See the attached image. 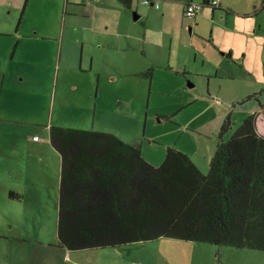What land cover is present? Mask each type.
<instances>
[{"label":"rangeland","instance_id":"374dc122","mask_svg":"<svg viewBox=\"0 0 264 264\" xmlns=\"http://www.w3.org/2000/svg\"><path fill=\"white\" fill-rule=\"evenodd\" d=\"M229 1L233 14L227 18V30L222 31L223 26L212 24L205 18H200L197 29H194L191 20H185L192 29H187L182 39L178 36L172 43L168 71L164 70L166 66L155 70L150 97L147 81L139 78L131 83V113L116 116L119 118L116 121L120 123L118 137L140 142L142 158L151 161L154 166L163 162L167 147L186 153L200 165L209 163L216 150L217 137H210L200 126L216 118L220 110H227L226 116L229 115L233 123L228 135L233 134L242 119L251 115L250 110L258 105L254 93L261 92L259 96L264 100V9H261L264 0ZM28 3L27 22L35 20L41 25L59 17L60 13L64 14L66 6L65 0H28ZM148 7L147 11L150 10ZM241 13L245 15L241 16ZM133 14L131 19L134 20ZM147 16L148 19L151 17ZM148 19H145L147 23ZM153 22L154 19H151L150 25L158 26V21ZM163 24L171 30L178 25L173 21ZM61 27L58 22L57 28L53 27L48 33L58 36L56 42L39 47L34 52L25 49L12 55L15 38L0 39V76L4 74L14 84L16 78H23L22 93L36 97L34 104L26 102L21 105L17 116L11 109L6 112L7 121L2 124L0 120V264H73L66 258L62 259V254L56 249L59 246L54 238V193L43 186V193L38 194L36 185L40 184L34 175L22 179V182L18 179L19 172L26 171L24 166L28 161L27 153L20 146L28 135L29 140L33 135L42 138L40 125L48 123L50 115L55 126L65 125L55 123L60 118L69 123L70 128L90 130L92 127L91 118L86 119L82 111L74 109L86 106L84 85L91 74L79 69V47L74 42L68 44L66 35L62 38ZM73 30H76L75 24L65 27V33L68 31L74 35L76 32ZM211 39L222 51L208 48L207 54H199L198 60L194 61V52L203 51L199 45L206 48ZM62 40L63 49L60 50ZM55 43L56 52L53 49ZM228 51L232 53L230 60L225 57ZM200 61L205 62L204 66ZM83 65H88V61H84ZM62 80L67 81V85L62 84ZM119 81L116 84V89L120 91L117 95L123 99L124 90L130 82ZM33 82L39 86L36 88ZM73 85H76V91H73ZM103 85L104 97H115L112 86H108L105 79ZM53 92L55 104L50 111L48 106L53 101ZM247 96L250 99H246ZM69 98L78 102L71 103ZM98 108L100 115L96 121L100 126L95 124L94 129H109L118 125L112 119V108L106 105H99ZM81 116L82 119L79 118ZM259 125L264 131L261 122ZM21 184L32 189L33 193L28 194L24 187H20L21 200H9L7 191ZM40 243L44 246L37 245ZM35 250L39 251L38 255L33 254ZM74 254L75 264H264L263 251L216 247L172 238L116 248L75 251Z\"/></svg>","mask_w":264,"mask_h":264},{"label":"trees","instance_id":"16d2710c","mask_svg":"<svg viewBox=\"0 0 264 264\" xmlns=\"http://www.w3.org/2000/svg\"><path fill=\"white\" fill-rule=\"evenodd\" d=\"M191 4L200 9L188 17ZM205 7L217 9L218 0L188 2L183 17ZM232 126L228 115L206 173L174 147L154 166L140 142L52 126L50 141L62 157L59 246L79 251L172 238L264 252V136L253 114L228 135Z\"/></svg>","mask_w":264,"mask_h":264},{"label":"crops","instance_id":"0c3cea01","mask_svg":"<svg viewBox=\"0 0 264 264\" xmlns=\"http://www.w3.org/2000/svg\"><path fill=\"white\" fill-rule=\"evenodd\" d=\"M191 1L195 3L203 2V0H148V3H143V0H129L126 6L121 0H65L66 6L63 9L64 14L60 13L59 17L56 16L53 19L44 21V25H41L35 20L29 23L27 22L26 15L30 5L28 0H0V39L6 37L15 38L11 48L12 55L25 49H32L34 52L39 47H46L56 42L58 36H55L53 33H48L50 30L52 31L53 27L56 29L57 23L60 22L62 26V38L66 35L65 40L68 44L74 42L75 45L79 47V69L85 70V73L91 74L88 82L84 85L86 89V97L84 100L86 106L83 108L76 107L74 109L82 111L86 119L91 118L90 124L92 127L90 131L108 132L118 137L120 134L118 131L120 129V123L116 121L119 119L116 118V116H120L121 114L126 116L131 113L133 104L131 83L139 78L142 79V81H147L150 84V97L152 90L151 84H153L155 70H162L163 67L166 66L164 70L168 71L167 66H170L169 60L172 57V43L178 36L182 39L187 29L191 31L192 28L185 23L187 19L183 17L184 6ZM218 3L219 7L217 9L205 7L199 14L188 19L191 20L190 23L195 26L194 29L198 27V20L200 18H205L212 24L223 26L221 27L222 31L227 30V18L233 14L231 8L232 4L229 0H218ZM148 6L150 7L149 11L146 10ZM261 9L264 8L261 7ZM133 11L136 12L133 14ZM132 14L136 17V20L131 19ZM148 14L151 15L149 19L147 16ZM244 15V13H241V16ZM145 19H148V23ZM151 19H154V22L158 21V26L154 24V26L150 25ZM165 21L169 23L173 21L174 23H178V25L171 30L169 27L164 26L163 23ZM73 24L76 25V30H73V32L76 33H74V35L68 31L65 33V27ZM207 45L206 48H204L202 44L199 45L203 51L201 50L200 53H198V51L194 52V61L198 60L197 56L199 54L201 56L207 54L206 51L208 48H212L216 52L222 51V49L218 48L216 43L213 42V39H211ZM56 48L57 45L55 43L53 44L55 52ZM59 49H63V40L59 43ZM170 50L171 57L169 58ZM182 53H184V50ZM227 54L229 57L226 56ZM36 55L37 54H34V56ZM231 56V51L225 54L228 60H230ZM34 59L37 60V58ZM84 61H88V65L85 67L83 65ZM200 62H202L201 65L204 66L205 62ZM66 68L68 67L66 66ZM172 70L173 69H169V71ZM183 70H185V67ZM217 70L218 68L215 70L216 74H218ZM175 74L177 75V72ZM104 79L107 85L113 88L115 97L111 99L105 98L103 95L102 87L104 86ZM210 79L211 78L208 80L210 81ZM63 81L65 80H62L61 83L67 85V81ZM118 81L120 83L124 81L130 82V86L126 87L124 90L125 97L123 99H121V95H117V93L120 92L116 89ZM15 82V84L12 83L10 78H6L4 74L0 76V120L2 124L7 121V111L14 109L13 112H16L17 116V109L21 105H25L28 102L33 104L36 102L35 96H25L22 93L21 89L24 85L23 78H16ZM33 83L36 88L39 86L38 84L35 85V82ZM72 88H74L73 91L77 89L76 85H73ZM89 90L92 91L90 92ZM88 91L90 92L89 94ZM31 92L33 94V89ZM260 93H254V97H256L259 102L255 108L250 110V113L255 116L257 132L264 136V131L260 129L259 125V122H261L262 128H264V100L260 98ZM54 95L55 92L52 94L53 101L49 102L48 108L50 111H53L55 104ZM62 100L63 98L60 99V102H62ZM68 100L71 103L78 102L76 99L71 100L69 98ZM105 101L108 102L104 103ZM99 105H106L112 108V119L118 123L116 127L113 126L109 129L107 127L106 129L98 127L94 129L95 124L96 126H100L96 121L100 115ZM76 110H74V112H76ZM226 115L227 110H220L216 118L209 119V121L207 120L200 128L206 131L207 135L210 137L213 135L217 137ZM79 118L82 119V116ZM14 122L16 123L17 121L14 120ZM58 122L65 124L56 125L63 128H67L68 125H70L69 123L66 124L64 120L60 118L55 121V123ZM52 126H55V124L51 122L50 115L49 122L40 125L41 131H39V133L42 134V138L33 135L29 140L30 136L28 135L23 145L20 146V149L27 153L26 158L28 161L24 166L26 171L19 172L18 179L22 182V179H29L34 175V177L39 180L40 184L36 185L38 194L43 193V186L46 189L49 188L50 192L54 193V208L52 210V212H54V238L56 240V245L59 246L57 229L59 190L62 183V157L50 141V128ZM35 137H37V140H34ZM119 138L122 139L121 137ZM123 141L130 144L136 143L129 140ZM187 156L199 171L202 173L207 172L208 162L200 165L195 159H192L189 155ZM148 162L151 163V161ZM37 166L39 168H37ZM20 187H24L28 194L33 193L32 189L26 188L25 184H21L16 185L14 189H9L7 191V198L9 200L13 199L20 201L22 198ZM37 245L44 246L43 243ZM56 249L59 250L60 255L62 254V259L66 258L71 263L75 264V251L60 246L56 247ZM89 250L92 249H87L86 251ZM33 254L38 255L39 251L35 250Z\"/></svg>","mask_w":264,"mask_h":264},{"label":"built area","instance_id":"2783aa9c","mask_svg":"<svg viewBox=\"0 0 264 264\" xmlns=\"http://www.w3.org/2000/svg\"><path fill=\"white\" fill-rule=\"evenodd\" d=\"M143 3H148V0H143ZM213 4H216V2H213ZM200 9L199 5L191 4L187 7L186 15L188 17L193 16L198 10ZM34 140H37V137L34 138Z\"/></svg>","mask_w":264,"mask_h":264},{"label":"water","instance_id":"95a60500","mask_svg":"<svg viewBox=\"0 0 264 264\" xmlns=\"http://www.w3.org/2000/svg\"><path fill=\"white\" fill-rule=\"evenodd\" d=\"M134 20H136V17H134Z\"/></svg>","mask_w":264,"mask_h":264}]
</instances>
